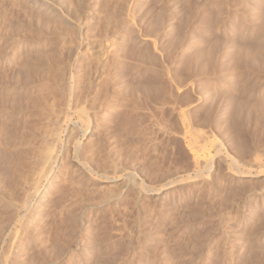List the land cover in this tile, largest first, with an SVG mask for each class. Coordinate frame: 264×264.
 Segmentation results:
<instances>
[{
  "label": "rangeland",
  "instance_id": "374dc122",
  "mask_svg": "<svg viewBox=\"0 0 264 264\" xmlns=\"http://www.w3.org/2000/svg\"><path fill=\"white\" fill-rule=\"evenodd\" d=\"M12 1L13 0L0 1V25L3 28L7 27L5 29L8 30V32H5L9 34L5 33L6 37L13 33L11 37H7L6 48H12L13 45H16L17 42L25 38L22 42L25 43V46L29 44L28 52L31 53L30 55L33 53L36 54L32 55V58L29 55L30 59H28L30 61L32 60V62H29L33 64L34 60H37L34 62V64H36L35 66L33 64V67H31L32 65L29 64V66L31 65L30 69L39 65L40 69L44 67V70L41 69V72H46V68H49V65H52V63H54V65L56 63L57 65L60 61L58 56L59 53L57 52L62 40L60 39V34L56 35V28L58 25L53 24L55 31L53 28H49L52 27L49 16H44L40 13L41 17H43L42 19H38V21L40 23L44 22L43 24L41 23L44 25L43 28L42 25L40 26V23L38 24L37 14L35 15L36 12L39 13L41 11L38 9L37 11L35 8L31 7L27 1L20 0L22 4H20V1L14 0L18 3ZM47 1L51 3L54 2L56 5L61 2L59 6L63 5L62 9H60L61 7L58 9L60 11L63 10L62 14L66 13L65 15L69 17L72 10L76 12L81 11V13L78 14L74 11L77 15L72 13L73 16L71 15L72 17L70 18H72L73 21H80V24L83 22L84 26L82 25V30L83 32L86 31L84 35L86 36L88 33L87 36L89 38L84 36L82 49L83 54H85L86 52L84 53V50L87 45H89V52L85 54V57L89 55L87 57L88 62H91V60L93 61V58H95L94 56H97L96 51L98 49L97 46L101 44L99 43L100 39H102V41L106 39L111 43L112 41L115 42L114 47L112 45L113 49L115 48L114 54H117V58L120 59L113 56L114 54L111 48L110 51L113 55L108 52L104 54V56H101L105 64L102 63L101 70L105 67V71L103 70V73L99 72L98 77L102 74L103 76H101L100 79L96 76V80L93 81L94 84L92 83L90 88L87 89L86 100H89L83 104L84 109H80L84 110L82 111L83 113L80 112V110L76 112V109L73 113L74 107L71 105V101L68 102L63 92L55 90L51 84L46 83V81L40 78L42 76L38 75L40 76L38 78L36 77L37 74H33L39 73L40 71L34 72V70L31 69L33 72L31 73L29 69L30 74L33 76L30 81H33V84L24 87L22 85L24 83L22 75H20V79L16 78V80L13 78L14 75H11L13 74L10 72L12 70H6L8 68L4 69L5 67H2L4 71L0 68V70L4 72V77H2L3 72L0 71V78L2 79L0 80V117L3 119H0V135H2L3 126L1 123L3 124V122H5L4 115L7 111H11L13 124L17 121V123H19H15L14 125L16 126H14V128H21L23 126L22 123L29 120V117H26V115L24 116L19 110L31 111L34 113V111L40 109L42 105L41 109H51V107H53L52 109L55 113H58V115L63 112L60 116H63L62 118L65 119H63V123H66L65 125L62 123L59 132V160L54 166L51 178L49 179L50 181L44 186L45 189H49L48 185L51 183V189H49V191H52H50L52 193L51 196L53 195L54 198L56 195L55 193L60 192L62 188L60 185L64 184L63 180L66 182L68 181V183L70 181L72 183L78 182H76L75 188L72 187L74 183H67L69 188H73V190L70 189L69 191L68 188L66 189V187H68L65 185L66 183L64 184L65 187H63L64 189L62 188L63 192L65 189L68 191H65L67 193L72 190L68 195L70 196V198L68 197L70 199H68V202L66 199L67 193H63L62 190V193L59 194H63L62 197L65 196L66 198H64L66 200L59 197V195H56L58 201L50 197L49 208L47 209L51 212L48 213V210L45 212V214L47 213V219L45 214H42L43 212L41 211L40 213L38 210L36 213L39 215L34 214V217L31 219V224L29 225L30 228H32L31 233L34 235L32 236L30 233V237H33L34 246H36L38 242L40 244L44 241L41 243L44 245L46 243V247L43 245H38L36 246L37 248L35 247V252L38 248L44 247L43 251L40 249L38 250V254L37 252L35 253L38 255L39 259H37L39 261L34 259L35 257L33 254V260L30 259L31 262L26 263L24 262L26 259H23L24 257H21L17 252L16 244H19V240L23 236L19 229L21 233L18 235L21 234L22 236L20 235V237H18L16 235L19 239L16 237L12 239L13 246L9 247V250L7 249L8 251L4 248L7 252L6 257L8 256V259L4 257L5 255L3 254L5 253L2 254L4 251L2 250L1 252L0 250V263L264 264V0H254V3L252 2L253 0H129L128 3L126 2L128 0H124L126 2H124L126 9H124L125 7L123 3H121L123 0H117V3L115 0H113L114 2L111 0V3H109V0H88V2L87 0H82V3L80 0H77L78 2L80 1L79 3L77 1L74 3L75 0H72V3L70 0H67V2L65 1L66 3H71L69 6H76L74 7L76 9H74L73 6L67 7L65 2V5L62 4V0H57L59 1L58 3L56 0ZM95 1L99 3L97 6L100 11L98 8L96 9ZM106 1L109 4H105ZM118 1L122 5L118 4ZM19 4L21 6L23 5V9H28V12L33 10V12H31L34 13L33 16L31 13L27 14V11L24 13V10L20 8L21 6ZM88 4L90 5L88 6ZM104 4L106 7L103 6ZM116 4L117 6L119 5V9L117 10L120 11V7L123 6V9L126 11L123 13V9L121 10L124 14L121 15L122 17L119 15V11L117 14L111 11L112 9L117 11L116 8L118 7ZM126 4L129 5L127 6ZM109 5H113V8ZM78 6L79 11L77 10ZM87 6L89 7V11L87 10ZM92 6L96 9V13L97 11H102L103 13L101 7H105V12L100 14H105L103 17H108L109 19L105 18L108 19L107 21L104 18L99 19V12L96 14ZM84 7H87L86 11ZM171 7L175 9V12L170 9ZM157 8L161 10L159 11ZM65 9H70V11ZM163 10L164 12H162ZM247 10H250V13H252L251 15H255V17L251 16ZM68 12L70 13L67 15ZM159 12H161V15ZM171 13L175 14V20ZM115 14L118 20L120 17L123 18L121 19L123 22L119 20L122 26L117 23V18L115 16L113 17ZM74 15L77 17H74ZM159 16H162L164 22L166 21L165 19H168L167 21L169 22L174 20L175 24L171 22L174 26H172L170 30L165 31V23ZM44 17L45 19L49 18L47 23ZM73 17L76 20H74ZM77 18L79 20H77ZM110 18H113L112 20H117V22L115 21L117 25L110 20ZM88 19L89 22H87ZM97 19L99 20L97 21ZM160 19L161 21H157ZM3 20L5 25L2 23ZM92 20L95 21L93 22ZM109 20L114 24H111ZM96 22H99V26H97L98 23ZM106 22L109 27L106 25ZM158 22H162V24ZM6 23L8 26H6ZM45 23L48 26L47 28L52 30L54 36L49 29L47 30V28H45ZM90 24H92V27ZM85 25L90 26L91 29ZM114 25H116V27ZM125 25L127 27H125ZM161 25L164 26L161 27ZM18 26L19 28L21 27L20 29L23 31L17 29ZM100 27L106 31L102 30ZM113 27H115V30ZM58 28L60 30L65 29L61 28V26H58ZM39 29L40 31H38ZM42 29H45L42 31L43 36L41 35L42 33H38L41 32ZM60 30L57 31L60 32ZM113 30L114 32H118L114 33L117 37L111 33ZM26 31H28V35ZM45 31H49V33ZM97 31L99 33H97ZM50 33L52 35L49 36ZM101 33L102 38L99 39ZM19 34H23L24 37ZM38 34L40 36H38ZM34 35H37V37ZM107 36L108 38L110 37V39H108ZM85 38L91 41L89 40L87 43ZM148 39L150 43L154 42L155 45L153 46L151 43L149 46V42L143 41ZM36 40L39 41L37 42ZM31 41H33L34 44ZM56 41L60 42L58 43L59 45H57ZM51 42H55L53 43L55 44L54 47ZM47 44L49 46L51 44L54 49L52 47L50 48ZM95 44L97 45L95 46ZM3 45L5 46V44ZM46 45L48 48H45ZM42 47L44 48L42 49ZM256 48H258V50L262 49V52L257 51ZM161 50L163 51L161 52ZM49 51L50 54H48ZM247 51H251L250 55L246 53ZM45 53L53 59H49ZM243 54L245 55L244 57ZM251 54L253 55L252 57ZM105 56H107L108 61L110 60L109 62L106 61ZM111 56L112 58H109ZM170 56L171 58H169ZM90 57L92 59H89ZM244 58L249 60L247 61L245 59L248 63L244 61ZM112 60L115 62L112 63ZM110 62L111 64H109ZM93 63L94 62L91 63V66H93ZM54 67L56 68V66ZM9 73H11V78ZM76 75L78 74H75V76ZM17 81L19 83H17ZM5 82H8L7 85H5ZM96 83L99 86H97ZM105 85L108 87H104ZM202 85L206 88L202 89L204 88ZM92 87L95 88L93 89ZM25 88L27 93L26 90H24ZM38 88L39 90H37ZM22 89L25 92H22ZM105 89L107 90L105 91ZM30 91L33 93H31L33 96L29 94ZM51 91H53V96ZM100 91H103V93ZM15 92L19 93L16 94ZM34 93H36L37 96L39 95V98L35 96ZM13 94H15L14 96L18 95L15 97L16 101L15 99L13 100ZM8 96L10 98L12 97V103L14 101L16 103L12 104ZM33 97L35 99H33ZM55 97H58L57 99L60 100L59 103ZM37 98L39 100L41 99V101L37 100ZM51 98H54V100ZM91 101L92 103H90ZM44 102L45 105H43ZM60 103L64 104V106L61 105L62 107H60ZM65 103L68 104L65 105ZM237 103L241 108L239 112L240 115L238 116L236 114L238 112L236 109L238 107L236 106ZM256 103H261L260 107L263 109L259 107L260 104L257 105ZM254 104L258 106L256 108H258L259 111L256 108L250 109ZM24 106L25 109L27 107H30V109L27 108V110H23ZM234 106H236V108ZM89 107L91 108L88 110ZM233 107L236 111H234L235 109H233ZM67 109L69 110L67 111ZM60 110L62 111L60 112ZM14 113L18 116L16 117ZM234 113L239 121L234 120ZM33 116L35 117L34 114ZM86 118H90L89 121ZM71 124H74L73 127ZM63 127L65 129H63ZM70 127L73 130L75 127V130H77L78 127L81 129L79 128L80 130L78 129L77 133L69 129ZM36 128L37 125L35 129ZM68 130L69 132L72 130L70 138L78 140L75 141V139H73L71 142L69 140L70 138H68L70 134ZM95 133H98L99 136L97 134V136H95ZM88 138L90 139L88 140ZM97 138L100 140L98 143L100 147L96 146L97 143L95 142ZM64 139H68L69 141L65 142ZM79 140L80 142H78ZM90 140H94V142H90ZM67 142H71L70 146H68L69 143ZM76 142L78 145H76ZM88 142L91 145L88 144ZM63 144L65 146H63ZM74 144L75 146L80 145V150L85 149L84 151L81 150L84 154L90 152V150L89 152L87 150L89 146V149L93 148L92 150L96 152L94 154L92 151L90 154L86 155L92 158L91 160H94L92 161L93 163L95 162L92 168L91 166L93 163L87 158V163H92H90L91 166H88L90 165L89 163L87 164V169L89 171L87 169L82 172L78 171L77 166L72 162L73 159L75 161V158H73L74 153H72L74 151L73 148H75ZM111 145H113L112 148ZM81 146L84 147L81 148ZM95 146L101 150H94V148H96ZM65 147L68 148L67 150L69 151L64 152L66 151ZM85 151H87V153ZM97 151L100 152L98 153L99 156H97ZM109 155L113 158L109 157ZM67 157H69L70 160L69 158L67 159ZM98 157L100 158L98 159ZM100 159H103L101 162H104V165L100 163V169H96L99 167L97 162H99ZM110 161L111 163L114 162V164L112 163V165ZM63 163H65V165ZM109 164L112 166L116 164V166L111 169L112 167ZM96 165L97 167L95 168ZM103 166L104 168H102ZM115 167H117L116 174V170H114ZM240 174L241 176H239ZM79 175H81V178ZM58 176L62 177L60 178ZM86 176L90 178L88 179ZM52 179L56 180L51 181ZM90 181H94L93 184ZM58 184L60 185L58 186ZM77 184L79 185L76 186ZM55 189H58L59 192H56ZM105 192L106 195H104ZM90 194H92L93 198L89 196ZM83 195L84 198L82 199ZM99 198L102 201L98 200ZM105 198H108V201L107 199L105 200ZM53 200L56 203L55 206H57L55 208ZM62 200L64 201L62 202ZM85 200L87 203H85ZM59 201H61V203H59ZM89 201L90 203L94 201V204L100 202L98 205L97 203L95 204L98 206L96 207L93 203V205H89ZM80 202L82 204L84 203L82 206H87L81 207V205H78L81 204ZM50 206H53L51 210ZM59 207L60 210L57 209ZM69 207L72 208L69 209ZM80 207L83 208V210L85 207L87 208L85 209L86 211L84 210L85 213ZM54 209H56L55 212ZM68 209L72 211L68 213ZM66 217L68 220H65ZM33 218L36 219L34 220ZM44 218L46 220H43ZM39 219L41 220L40 222ZM37 227H40L42 230H39V228L37 229ZM15 228L13 227V231H11L15 232ZM18 228L19 226L16 229ZM35 230H39V232ZM240 231L243 233L242 235H240ZM249 232L251 235L247 236ZM42 233L47 235H43ZM36 236L39 239H34ZM46 238L48 239L45 240ZM68 243L70 246H68ZM66 245L68 246L67 248H65ZM14 247H16L15 250ZM62 248H65V250ZM40 252H42V256H40ZM47 252H50V255ZM62 252L63 255H61ZM17 254L18 256H16ZM1 255L5 259H1ZM12 257L18 262L16 260L11 262L10 260H13L11 259ZM4 260H8V262L6 263ZM21 260H24L23 263Z\"/></svg>",
  "mask_w": 264,
  "mask_h": 264
},
{
  "label": "bare ground",
  "instance_id": "6f19581e",
  "mask_svg": "<svg viewBox=\"0 0 264 264\" xmlns=\"http://www.w3.org/2000/svg\"><path fill=\"white\" fill-rule=\"evenodd\" d=\"M1 1V0H0ZM14 1V0H13ZM12 1V2H13ZM16 1H20V0H16ZM16 1H14V3L16 2ZM22 1H27V3H29L30 5H31V7H33V8H35L36 10L38 9L39 11H41V12H36L35 13V15L37 14V16H38V18H37V21H38V19H42V17H41V15H40V13L41 14H43L44 16H46V15H48L49 16V18H50V21H51V26L52 27H49V28H53V24H57L58 26H61V28H65V29H62V30H60L59 28H58V26L57 25H55V26H57V30H60V32L59 31H57L56 30V35H59L60 36V39L62 40V43L59 45L58 43H60V42H57L56 41V43H57V45H59L60 46V48H59V50L58 49H55V50H58V52L57 53H59V58H60V61H59V63L56 65V63H55V65H54V63H52V65H49L48 67L49 68H46V72H41V69H43L44 67H42L41 69H40V67H39V65H37V67H35V68H31V69H33L34 70V72H38V71H40L41 73H42V75H41V73L39 72V73H33L32 71H31V69H30V66L31 67H33V64H34V62H36L37 60H34V62H33V64H31L30 62H32V60L30 61L29 59V55L31 54V53H29L28 52V47H29V44H27L26 46H25V43H23L22 41L25 39H23L22 41H20V42H15L16 43V45H13V47L12 48H6V45H7V37L9 36V37H11V35L13 34H11V35H8L7 37H6V34H9V33H7L8 32V30H6L5 28H7V27H5V28H3V27H1V25H0V41H1V43H0V68H2V67H5L4 69H6V68H8V69H6V70H12V71H10V72H12L13 74H11V73H9V76H10V78L13 76V78L14 79H20L21 77H20V75H22V77H23V79H24V83L22 84L24 87L26 86V87H28L29 86V84H33V81L31 82L30 80H31V77H33L31 74H30V71H31V73H33V74H37V76L36 77H40V76H42V77H40V78H42L44 81H46V83H49V84H51L52 86H53V88H55V90H59L60 92H63L64 94H65V96L67 97V99H68V102L69 101H71V105L74 107V111H73V113L75 112V109H76V112H78L80 109H84V106H83V104L84 103H86V101L87 100H89V99H87L86 100V98H87V89L88 88H90V85L93 83L94 84V80H96V76L98 77V73L99 72H102L103 70H104V68L105 67H103V70H101V67H102V63L104 64V62L102 61V58H101V56H104V54H106V53H108V52H110L111 53V51H112V53L114 54V49H113V47H114V43L115 42H113L112 41V43L111 42H108L106 39H103L104 41H102V39H100V38H102V33L100 34L101 35V37H99V43H101V44H99L98 46H97V48H95V49H97V51H96V53H97V56H94L95 58H93L94 60L92 61L91 60V62L89 61L88 62V59H87V57L89 56H87V57H85V54L87 53V52H89V49H88V46L89 45H87V47L85 48V50H84V53L85 54H83V43H84V33L86 32L85 31V29H84V31L85 32H83V30H82V25H83V22H81L82 24H80V21L78 22V21H73L72 20V18H70V17H72L73 15H72V13H75L73 10H72V13H70V12H68L67 13V15L70 13L71 15H70V17L69 16H66L65 14V11H64V13L65 14H62V11H60L58 8H60V9H62V6L60 5L59 6V4H61V2L60 3H58L59 1H57V5L56 4H54V2L53 3H51V2H49V1H47V0H22ZM61 1V0H60ZM67 2V0H62V4H64V2ZM71 1V3H72V0H70ZM74 1V0H73ZM76 1L77 0H75L74 1V3H76ZM81 1V3H82V0H80ZM79 1V2H80ZM90 1V0H89ZM94 1V0H93ZM96 1H98V0H96ZM95 1V4H96V9L98 8V10L100 11V9H99V7L97 6L99 3H97ZM108 1V0H107ZM105 2V4L107 3V4H109V3H111V0H109L110 2L108 3V2ZM113 1V0H112ZM116 1V3H117V0H115ZM126 1V0H125ZM124 0H123V2H121V3H123V5H124V9H126V6H125V4H124V2H125ZM160 1V0H159ZM258 1V0H257ZM262 1V0H261ZM18 2H16V3H18ZM21 2V1H20ZM65 2V4H67V7H72V6H69V5H71V3H66ZM69 2V1H68ZM78 2V1H77ZM78 2V3H79ZM84 2H86V1H84ZM83 2V3H84ZM87 2H88V0H87ZM104 2V1H103ZM114 2V1H113ZM127 3L129 2V0L128 1H126ZM125 2V3H126ZM131 2V1H130ZM174 2V1H173ZM253 3H254V0L252 1ZM90 3V2H89ZM93 3V2H92ZM135 3V2H134ZM169 3V2H168ZM20 4H22V2L20 3ZM19 4V5H20ZM23 4L25 5V3L23 2ZM64 4V5H65ZM103 5V6H105L106 7V5ZM118 4H120L119 3V1H118ZM136 4V3H135ZM12 5H13V3H12ZM15 5V4H14ZM30 5H28V6H30ZM77 5V4H76ZM78 5H80V4H78ZM86 5H87V3H86ZM85 5V6H86ZM90 4H88V6H89ZM111 5V4H110ZM109 5V6H110ZM120 5H122V4H120ZM127 5V4H126ZM129 5V4H128ZM127 5V6H128ZM170 5V4H169ZM176 5V4H175ZM175 5H173V6H175ZM21 6V5H20ZM20 6H17V7H20ZM81 6H82V4H81ZM87 6V7H88ZM116 6H117V4H116ZM119 6V5H118ZM117 6V7H118ZM155 6V5H154ZM179 6V5H178ZM251 6V5H250ZM249 6V7H250ZM253 6H254V4H253ZM23 7V5L20 7V8H22ZM74 7H76V6H73V8ZM87 7L85 8L84 7V9H85V11H86V9H87ZM101 7V6H100ZM105 7H101L102 9H103V13L105 12ZM110 7H112L113 8V5L112 6H110ZM156 7V6H155ZM27 8V7H26ZM29 8V7H28ZM64 8V7H63ZM72 8V9H73ZM81 8H83V7H81ZM91 8V7H90ZM92 8H94L93 6H92ZM111 8V9H112ZM116 8V7H115ZM187 8H189V7H187ZM253 8V7H252ZM10 9V8H9ZM23 9V8H22ZM34 9V10H35ZM74 9H76V8H74ZM79 9V6H78V8H77V10ZM95 9V8H94ZM96 9H95V13H96ZM101 9V10H102ZM107 9V8H106ZM111 9H109V10H111ZM117 9H119V7L118 8H116V10ZM123 9V6L122 7H120V11L119 10H117V11H115V9L113 10H111V11H114V12H116V14H117V12L119 11V15L121 16V15H124L123 13H124V9H123V13L121 12V10ZM158 9V8H157ZM163 9V8H162ZM171 10H173L174 12H175V9H173L172 7L170 8ZM247 9H248V7H247ZM250 10H252L251 8H249ZM24 10V13H26L25 11H27V10H25V8L23 9ZM29 10H31V9H29ZM37 10V11H38ZM65 10H67V11H70V9H65ZM82 10V9H81ZM88 11H89V7H88V9H87ZM93 10V9H92ZM159 10V9H158ZM161 10V9H160ZM159 10V11H160ZM191 10V9H190ZM250 10H247L248 12H249V14L251 15L252 13H250ZM22 11V10H21ZM79 11V10H78ZM99 11H97V13L96 14H98V12ZM196 11V10H195ZM31 12H33V10L32 11H30V12H28L27 11V14H29V13H31ZM83 12H84V10H83ZM120 12H121V14H120ZM126 12V11H125ZM162 12H164V10L162 11ZM171 12V11H170ZM179 12H181V11H179ZM23 13V14H24ZM77 14L78 13H81V11H79V12H76ZM75 13V15H77ZM93 13V12H92ZM100 13H102V11L101 12H99V15H98V18L100 19H102V18H104L103 16H105V14L104 15H101ZM102 13V14H103ZM111 13V12H110ZM161 12H159V14H160ZM166 13V12H165ZM168 13H169V10H168ZM167 13V14H168ZM186 13V12H185ZM196 13V12H195ZM5 14V13H4ZM26 14V15H27ZM32 14V16H33V14L34 13H31ZM112 14V13H111ZM114 14V13H113ZM113 15V17L115 16L116 18H117V15ZM153 14V13H152ZM162 14H164V13H162ZM170 14V13H169ZM171 14H173V13H171ZM183 14V13H182ZM248 14V13H247ZM15 15V14H14ZM34 15V16H35ZM40 15V16H39ZM65 15V16H64ZM74 15V17H77V16H75ZM81 15V14H80ZM79 15V16H80ZM108 15V14H107ZM118 15V16H119ZM161 15V14H160ZM175 14H173V19H174V16ZM188 15V14H187ZM249 15V16H250ZM16 16V15H15ZM28 16V15H27ZM95 16V15H94ZM102 16V17H101ZM119 16V17H120ZM125 16H126V14H125ZM172 16V15H171ZM170 16V17H171ZM186 16V15H185ZM248 16V17H249ZM251 16H254L255 17V15H251ZM73 17V18H74ZM81 17V16H80ZM88 17L90 18V16L88 15ZM87 17V18H88ZM109 17H110V15H109ZM122 17V16H121ZM120 17V21H122L121 19H123V18H121ZM124 17V16H123ZM162 18V16H159V18ZM164 17V16H163ZM191 17V16H190ZM247 17V18H248ZM253 17V18H254ZM1 18H2V16H1ZM5 18V17H4ZM23 18V17H22ZM21 18V19H22ZM29 18V17H28ZM36 18V17H35ZM47 18V17H46ZM49 18H47V19H45V17H44V19L46 20V23H47V20L49 19ZM79 18V17H78ZM77 18V20H79ZM96 18H97V15H96ZM105 18H108V17H105ZM104 18V19H105ZM125 18V17H124ZM165 18V17H164ZM167 18V17H166ZM33 19V18H32ZM43 19V20H44ZM72 21H71V20ZM99 19H97V21L99 20ZM109 19V18H108ZM108 19H105L106 21L108 20ZM113 18H110V20H112ZM115 19V18H114ZM252 19V18H251ZM251 19H250V21H251ZM5 20V19H4ZM4 20H3V22L2 23H4V25H5V22H4ZM8 20V19H7ZM44 20V21H45ZM74 20H76L75 18H74ZM83 20V19H82ZM85 20H86V17H85ZM109 20V22H111ZM117 20H118V18H117ZM117 20H112L115 24H116V22H117ZM119 20H118V22L117 23H119ZM162 20H163V18H162ZM166 21L164 22V20H163V22L165 23H163L164 25H165V31H168V30H170L171 28H172V26H174V25H172L171 24V22H174V20H171L170 22L169 21H167L168 19H165ZM249 20V19H248ZM9 21V20H8ZM36 21V22H37ZM41 21V20H40ZM93 21V20H92ZM95 21V20H94ZM93 21V22H94ZM102 21V20H101ZM100 21V22H101ZM116 21V22H115ZM157 21H161V19L160 20H157ZM243 21V20H242ZM247 21V20H246ZM250 21H247V22H250ZM253 21V20H252ZM87 22H89V19H88V21ZM102 22H104V21H102ZM113 22H111V24L113 23ZM123 22V21H122ZM126 22V21H125ZM167 22V23H166ZM245 22V21H244ZM8 23V22H7ZM6 23V24H7ZM27 23H28V21H27ZM40 22L38 21V24H39ZM42 23V22H41ZM40 23V26L44 23H42L41 24ZM45 23V24H46ZM96 23H98V25L97 26H99V22H96ZM113 23V24H114ZM131 23V22H130ZM141 23V22H140ZM157 23V22H156ZM158 23H160V24H162V22H158ZM0 24H1V22H0ZM17 24V23H16ZM105 24V23H104ZM103 24V25H104ZM119 24H121V22L119 23ZM174 24H175V22H174ZM185 24V23H184ZM244 24V23H243ZM3 25V24H2ZM91 25V27H92V24H90ZM106 25H107V22H106ZM105 25V26H106ZM117 25V24H116ZM116 25H114L115 27H116ZM158 25V24H157ZM163 25V26H164ZM6 26H8V24L6 25ZM43 26V28H44V25H42ZM46 27L45 28H47L48 26H47V24L45 25ZM50 26V25H49ZM84 26V25H83ZM86 26V25H85ZM88 26V25H87ZM86 26V27H87ZM95 26V25H94ZM108 26V25H107ZM112 26V25H111ZM120 26V25H119ZM121 26H122V24H121ZM121 26H120V28H121ZM156 26V25H155ZM160 26V25H159ZM162 25H161V27H163ZM15 27V26H14ZM32 27V26H31ZM38 27V26H37ZM88 27H90V26H88ZM91 27H90V29H91ZM109 27V26H108ZM108 27H107V29H108ZM115 27H113L114 28V30H115ZM125 27H127L126 25H125ZM143 27V26H142ZM150 27V26H149ZM157 27V26H156ZM16 28V27H15ZM21 28V27H20ZM19 28V26H18V28L17 29H19L20 31H23V30H21ZM49 28H47V30L49 29ZM101 28V27H100ZM103 28H105V27H103ZM112 28V29H113ZM160 28V27H159ZM178 28V27H177ZM9 29V28H8ZM16 29V30H17ZM40 29H41V27H40ZM40 29L38 30V31H40ZM87 30H89L88 28H86ZM97 29V28H96ZM95 29V30H96ZM102 29V28H101ZM124 29V28H123ZM161 29V28H160ZM163 29V28H162ZM26 30V29H25ZM43 30H45V29H42L41 30V32H38V31H36V32H38V33H42L41 35L43 36ZM50 30V29H49ZM53 30H54V28H53ZM65 30V31H64ZM102 30H104V31H106L105 29H102ZM109 30V29H108ZM114 30H113V32H111V33H118V32H114ZM156 30H158V29H156ZM164 30V29H163ZM5 31H7V32H5ZM55 31V30H54ZM62 31V32H61ZM93 31H94V29H93ZM103 31V32H104ZM125 31V30H124ZM11 32V31H10ZM28 31H26V33H27ZM45 32H48L49 33V31H45ZM44 32V33H45ZM50 32L53 34V32H52V30H50ZM57 32H59V33H57ZM89 32V31H88ZM102 32V31H101ZM6 33V34H5ZM32 33V32H31ZM33 33H34V31H33ZM49 34V36L50 35H52V34ZM97 33H99L98 31H97ZM159 33V32H158ZM165 33V32H164ZM167 33V32H166ZM30 34V33H29ZM45 34H47V33H45ZM44 34V35H45ZM113 34H112V36H113ZM168 34H169V32H168ZM19 35H21V34H19ZM24 35H25V33H24ZM24 35L22 34L21 36H23L24 37ZM27 35H28V33H27ZM26 35V36H27ZM55 35V36H56ZM87 35H88V33H87ZM85 36V37H88V36ZM92 35V34H91ZM99 35V34H98ZM105 35V34H104ZM103 35V36H104ZM109 35V34H108ZM115 35V34H114ZM154 35V34H153ZM25 36V37H26ZM32 36V35H31ZM34 36H36L37 37V35H34ZM38 36H40L39 34H38ZM41 36V37H42ZM53 36H54V34H53ZM110 36V35H109ZM116 36V35H115ZM145 36V35H144ZM8 37V38H9ZM30 37V36H29ZM58 37V36H57ZM92 37V36H91ZM111 37V36H110ZM110 37L108 38V36H107V38L108 39H110ZM117 37V36H116ZM143 37V36H142ZM21 38V37H20ZM34 38V37H33ZM45 38V37H44ZM52 38V37H51ZM56 38V37H55ZM89 38V37H88ZM104 38H105V36H104ZM112 38V37H111ZM41 39V38H40ZM58 39V38H57ZM86 39V38H85ZM147 39V38H146ZM155 39V38H154ZM46 40V39H45ZM49 40V39H48ZM59 40V39H58ZM87 40V39H86ZM85 40V41H86ZM90 40V39H89ZM89 40H87V43H88V41ZM106 40V41H105ZM141 40V39H140ZM37 41V40H36ZM39 41V40H38ZM37 41V42H38ZM55 41V40H54ZM60 41V40H59ZM91 41V40H90ZM102 41V42H101ZM116 41V40H115ZM144 42H149V46H150V44L152 43V45L154 46L155 44H154V42H151L150 43V40L148 39V40H143ZM31 42H33V41H31ZM106 42V43H105ZM162 42V41H161ZM14 43V42H13ZM50 43V42H49ZM52 43V42H51ZM53 43H55V42H53ZM52 43V44H53ZM91 43V42H90ZM3 44H5V46L3 45ZM33 44H34V42H33ZM45 45V44H44ZM48 45V44H47ZM46 45V47L45 48H48V46ZM54 45L55 44H53L52 46L54 47ZM63 45H64V47H63ZM92 45V44H91ZM97 44H95V46H96ZM112 45H113V47H112ZM51 46V44H50V48L52 47ZM94 46V45H93ZM164 46H166V45H164ZM228 46V45H227ZM52 47V48H53ZM58 47V46H57ZM152 47V46H151ZM167 47V46H166ZM256 47V46H255ZM44 47H42V49H43ZM56 48V47H55ZM112 50H111V49ZM262 48V47H261ZM31 49V48H30ZM39 49V48H38ZM54 49V48H53ZM213 49V48H212ZM225 49V48H224ZM260 49V48H259ZM47 50V49H46ZM111 50V51H110ZM250 50V49H249ZM256 50L257 51H261V50H258V48H256ZM163 50H161V52H162ZM246 51V50H245ZM52 52V51H51ZM56 52V51H55ZM91 52V51H90ZM144 52V51H143ZM262 52V51H261ZM37 53V52H36ZM111 53V55H113ZM119 53V52H118ZM165 53V52H164ZM206 53H208V52H206ZM246 53H249V55H250V53H251V51L250 52H246ZM245 53V54H246ZM48 54H50V51L48 52ZM51 54H53V53H51ZM55 54V53H54ZM92 54V53H91ZM253 54V53H252ZM251 54V57L253 56ZM32 55H36L35 53H33ZM32 55H30V57L32 56ZM45 55H47L46 53H45ZM56 55V54H55ZM96 55V54H95ZM117 55V54H116ZM115 54L113 55V56H116ZM168 55H170V54H168ZM247 55V54H246ZM48 56V55H47ZM46 56V57H47ZM53 56V55H52ZM109 56V55H108ZM245 55L243 54V57H244ZM49 57V59L51 58L50 56H48ZM106 57V61H108L107 59V56H105ZM249 57V56H248ZM263 57V56H262ZM29 58V59H28ZM32 58V57H31ZM109 58H112V56L111 57H109ZM114 58V57H113ZM116 58H117V56H116ZM168 58V57H167ZM169 58H171V56L169 57ZM241 58V57H240ZM247 58V57H246ZM246 58H244V61L246 62V60L247 61H249L248 59H246ZM254 58V57H253ZM51 59H53V58H51ZM89 59H92L91 57L89 58ZM115 59V58H114ZM117 59H120V58H117ZM243 59V58H242ZM246 59V60H245ZM250 59H252V58H250ZM122 60V59H121ZM125 60V59H124ZM262 60V59H261ZM30 61V62H29ZM110 61V60H109ZM108 61V62H109ZM115 61H116V59H115ZM114 61V62H115ZM92 62H94L93 63V66H91V63ZM112 63H114L113 62V60L111 61ZM111 62L109 63V64H111ZM252 62H253V60H252ZM255 62V61H254ZM135 63V62H134ZM246 63H248V62H246ZM245 63V64H246ZM257 63H258V61H257ZM256 63V64H257ZM261 63V62H260ZM29 64H31L30 66H29ZM250 64V63H249ZM255 64V65H256ZM36 64H34V66H35ZM48 65V64H47ZM56 66V68L54 67V66ZM105 65V64H104ZM107 65V64H106ZM209 65V64H208ZM247 65V64H246ZM245 65V66H246ZM250 66V65H249ZM140 67V66H139ZM107 68V67H106ZM115 68V67H114ZM113 68V69H114ZM3 69V68H2ZM3 69V70H4ZM29 69H30V71H29ZM138 69V68H137ZM44 70V69H43ZM101 70V71H100ZM109 70V69H108ZM0 71H2V70H0ZM5 71V70H4ZM105 71V70H104ZM103 71V72H104ZM200 71H202V70H200ZM205 71V70H204ZM3 72V71H2ZM9 72V71H8ZM102 72V73H103ZM1 73V72H0ZM102 73H100V74H102ZM159 73V72H158ZM12 76H11V75ZM43 74H44V77H43ZM75 74H78V75H76L75 76ZM203 74V73H202ZM205 74V73H204ZM208 74H209V72H208ZM34 75V76H35ZM38 75H40V76H38ZM197 75H198V73H197ZM100 76V75H99ZM101 76H103V74L101 75ZM101 76L100 77H98L99 79L101 78ZM199 76H200V74H199ZM198 76V77H199ZM0 77H1V74H0ZM2 77H4V72H3V76ZM20 77V78H19ZM111 78H112V76H111ZM6 79V78H5ZM8 79V78H7ZM16 79V80H17ZM98 79V80H99ZM200 79V78H199ZM210 79V78H209ZM0 80H2L1 78H0ZM12 80V79H11ZM10 80V81H11ZM97 80V81H98ZM206 80H207V78H206ZM6 81H8V80H6ZM13 81V80H12ZM37 81V80H36ZM195 81V80H194ZM1 82V81H0ZM3 82V81H2ZM31 82V83H30ZM102 82V81H101ZM115 82V81H114ZM8 83V82H7ZM7 83L5 82V85H7ZM10 83V82H9ZM17 83H19L18 81H17ZM98 83V82H97ZM97 83H96V85H97ZM107 83H109V82H107ZM111 83V82H110ZM13 84V83H12ZM21 84V83H20ZM3 85V84H2ZM10 85V84H9ZM18 85V84H17ZM35 85V84H34ZM96 85H94V86H96ZM103 85H104V83H103ZM102 85V86H103ZM108 85V84H107ZM107 85H105L104 87H108ZM113 85V84H112ZM4 86V85H3ZM20 86V85H19ZM40 86V85H39ZM97 86H99V85H97ZM202 86H204V85H202ZM202 86H201V88H202ZM13 87H14V85H13ZM18 87V86H17ZM21 87V86H20ZM46 87V86H45ZM199 87V86H198ZM8 88V87H7ZM10 88H12V87H10ZM22 88V87H21ZM20 88V89H21ZM40 88V87H39ZM39 88L37 89V90H39ZM93 88V87H92ZM95 88V87H94ZM93 88V89H94ZM96 88H98V87H96ZM101 88H103V87H101ZM206 87L204 86V88H202V89H205ZM13 90H14V88H13ZM23 90V89H22ZM24 90H26V88L24 89ZM22 91V92H25V91ZM46 90V89H45ZM101 90V89H100ZM107 89H105V91H106ZM19 91V90H18ZM91 91H93V90H91ZM98 91H99V89H98ZM104 91V92H105ZM35 92V91H34ZM44 92H46V91H44ZM49 92H50V90H49ZM48 92V93H49ZM100 92H102L103 93V91H100ZM1 93H2V91H1ZM16 93V92H15ZM17 93H19V92H17ZM16 93V94H17ZM26 93H27V90H26ZM32 92L30 91V93L29 94H31ZM40 93V92H39ZM38 93V94H39ZM53 93V91H51V94ZM112 93V92H111ZM20 94H22V93H20ZM20 94H19V96H20ZM33 94V93H32ZM31 94V95H32ZM47 94V93H46ZM57 94V93H56ZM56 94H54V95H56ZM96 94V93H95ZM15 94H13V100L15 99V97H17V96H14ZM23 95H25V94H23ZM34 95L35 96H37L36 95V93H34ZM12 96V95H11ZM29 96V95H28ZM33 96V95H32ZM52 96H53V94H52ZM57 96V95H56ZM59 96H61V95H59ZM58 96V97H59ZM106 96V95H105ZM9 97V96H8ZM27 97V96H26ZM31 97V96H30ZM38 98H39V95L37 96ZM42 97V96H41ZM40 97V98H41ZM51 97V96H50ZM57 97V98H58ZM63 97V96H62ZM89 97V96H88ZM95 97V96H94ZM111 97V96H110ZM6 98V97H5ZM10 98V97H9ZM12 98V97H11ZM11 98L9 99L10 101H11V103H12V101L13 100H11ZM25 98V97H24ZM37 98V100H39ZM56 98V97H55ZM56 98V99H57ZM60 98V97H59ZM33 99H35L34 97H33ZM43 99V98H42ZM52 99V98H51ZM227 99V98H226ZM37 100H35V101H37ZM44 100V99H43ZM52 100H54V98L52 99ZM51 100V101H52ZM58 100V99H57ZM91 100V99H90ZM7 101V100H6ZM15 101H16V99H15ZM13 102L12 104H14V103H16V102ZM19 101V100H18ZM17 101V102H18ZM39 101H41V99L39 100ZM229 101V100H228ZM235 101V100H234ZM3 102V101H2ZM7 102H9V101H7ZM43 102V101H42ZM45 102H46V100H45ZM45 102H44V104L43 105H45ZM50 102V101H49ZM54 102V101H53ZM60 102V100H58V103ZM62 102V101H61ZM95 102V101H94ZM131 102V101H130ZM233 102V101H232ZM236 102V101H235ZM241 102V101H240ZM20 103V102H19ZM57 103V104H58ZM90 103H92V101L90 102ZM243 103V102H242ZM255 103V102H254ZM54 104V103H53ZM68 103H65V105H67ZM229 104V103H228ZM233 104V103H232ZM236 104V103H235ZM239 104H241V103H239ZM257 104V103H256ZM256 104H254L253 106H251V108L250 109H254V108H256V107H258L257 105L258 104H260L259 105V107L261 106V103H258L257 105ZM9 105V104H8ZM36 105H37V103H36ZM64 106V104H62V103H60V107H62V106ZM104 105V104H103ZM231 105V104H230ZM234 105V104H233ZM233 105H231V106H233ZM242 105V104H241ZM13 106V105H12ZM26 106V105H25ZM25 106L23 107V110L25 109ZM29 106V105H28ZM94 106V105H93ZM236 106H238L237 108H236ZM236 106H234L236 109H237V116L238 115H240V110H241V108H240V106L238 105V103H237V105ZM6 107V106H5ZM41 107H42V105H41ZM41 107H40V109H36L35 111H34V113L33 112H31V111H22V110H19V112H22V114L25 116L26 115V117H29V120H25L26 122L25 123H22V127L21 128H19V127H17V128H14V126H16V125H14L15 123H17V122H15L14 124H13V119H11L12 117H11V111H7L6 113H5V115H4V119H5V122H3V124L1 123V125H3L2 126V135H0V250H1V252H2V250L4 251V252H2V254L3 253H5V254H3V255H5L4 257L6 258V259H8L7 257H6V251H8L9 249V247H11V246H13L12 245V243H13V240L12 239H14L15 237H16V235L18 236V237H20V235L21 234H23V236H22V238H20V240H19V244H16L17 245V252L19 253V255L21 256V257H24L23 259H26V261H24V262H31L30 261V259L31 260H33L32 259V257H33V254H34V259H39V257H38V250H44V247H41L40 249L38 248L37 250H36V252H37V254H35L36 252H35V247L36 246H38V245H43V246H45L46 245V243H45V245L44 244H41V243H43L44 241L43 240H41V241H43V242H41L40 244H39V242H38V244L36 245V246H34L35 245V243H34V240H33V237L31 238L30 237V235L32 234V236L34 235L33 233H31L32 232V228H30V225L29 224H31V219H32V217H34V214L36 215V214H38V213H36V211L38 210L39 212L41 211V212H43L42 214H45V212L48 210V213H50L51 211H49V209H47V208H49V203H50V197H52V199H55L56 201H58V199H56V195H59V197H62V195L61 194H59V193H62L63 192V190H62V188L63 187H65V185L66 186H68V187H66V189L68 188V191L70 190V189H72L73 190V188H69V183H71V184H73L74 183V185L72 186V187H74L75 186V184H76V182H69L68 183V181L66 182L65 180H63V182H64V184L61 186L60 184H58V186L60 185V187H62L61 188V190H62V192H61V190H60V192L58 191V189H55L56 190V192H59V193H55L54 194V192H53V194L55 195V197L53 198V195L51 196V192L49 191V189H51L50 188V186H51V183H50V185H48V188L49 189H45V186L44 185H46V183L48 182V181H50L49 179L51 178V173H52V171L54 170V166H55V164L57 163V161L59 160V150H58V147L60 146H58V143L60 142L59 141V132H60V127H61V125H62V123H63V119L64 118H62L61 116H60V114L62 113L63 114V112H61L62 110H60V112L61 113H59V115H58V113H55V111L52 109L53 107H51V109H41ZM88 107V106H87ZM92 107V106H91ZM91 107H89L88 108V110L91 108ZM104 107V106H103ZM233 107V109H235ZM242 107V106H241ZM28 108V107H27ZM27 108L25 109V110H27ZM39 108V107H38ZM93 108V107H92ZM239 108V109H238ZM261 108V107H260ZM259 108V109H260ZM263 108H264V106H263ZM263 108H261V109H263ZM28 109H30V107L28 108ZM66 109V108H65ZM78 109V110H77ZM97 109V108H96ZM95 109V110H96ZM124 109V108H123ZM236 109L234 110V111H236ZM257 110H258V108H256ZM6 110V109H5ZM69 109H67V111H68ZM108 110V109H107ZM17 111V110H16ZM66 111V110H65ZM82 111H84V110H80V112H82ZM233 111V112H234ZM259 111V110H258ZM264 111V110H263ZM59 112V111H58ZM71 112V111H70ZM79 112V113H80ZM256 112V111H255ZM2 113V112H1ZM16 113V112H15ZM15 113H14V115H15ZM31 113H33L34 115H35V117L33 116V114H31ZM83 113V112H82ZM86 113V112H85ZM84 113V114H85ZM234 113V120L235 121H239L238 120V117L236 116V114ZM17 114H18V112H17ZM81 114V113H80ZM16 117L18 116V115H15ZM83 116V115H82ZM15 117V118H16ZM20 117V116H19ZM34 117V118H33ZM68 117H69V115H68ZM67 118V117H66ZM79 118V117H78ZM81 118V117H80ZM83 118V117H82ZM240 118V117H239ZM0 119L1 120H3L1 117H0ZM32 119V120H31ZM75 119V118H74ZM84 119V118H83ZM87 119V118H86ZM85 119V120H86ZM90 119V118H89ZM89 119H87L88 121H89ZM237 119V120H236ZM65 120V119H64ZM233 120V121H234ZM81 121V120H80ZM87 121V122H88ZM124 121V120H123ZM234 121V122H235ZM2 122V121H1ZM66 123V122H65ZM65 123H63V125H65ZM81 123V122H80ZM90 123V122H89ZM88 123V124H89ZM17 124H19V123H17ZM235 124H236V122H235ZM35 125V126H34ZM36 125H37V128L35 129V127H36ZM66 125H68V124H66ZM74 125V124H73ZM73 125L71 124V126L73 127ZM76 125V124H75ZM96 125V124H95ZM39 126V127H38ZM124 126V125H123ZM125 127V126H124ZM80 127H78V129H79ZM63 129H65L64 127H63ZM69 129H72L71 127L69 128ZM75 129H76V127H75ZM73 130V131H75V132H77V130ZM81 129V128H80ZM79 129V130H80ZM89 129V128H88ZM61 130H62V128H61ZM71 130V131H72ZM66 131V130H65ZM64 131V132H65ZM71 131L69 132V130H68V132L70 133H67V134H69V137L68 138H70L71 137ZM82 131V130H81ZM67 132V131H66ZM95 132V131H94ZM99 132V131H98ZM129 132V131H128ZM239 132V131H238ZM62 133V132H61ZM78 133V132H77ZM82 133V132H81ZM84 133V132H83ZM113 133V132H112ZM116 133V132H115ZM120 133V132H119ZM118 133V134H119ZM0 134H1V132H0ZM85 134V133H84ZM92 134V133H91ZM98 135V133H95V136H97ZM121 134V133H120ZM72 135H73V133H72ZM79 135V134H78ZM82 135V134H81ZM66 136V135H65ZM68 136V135H67ZM94 136V137H95ZM99 136V135H98ZM128 136V135H127ZM64 137V136H63ZM63 137H62V139H63ZM74 137V136H73ZM80 137V136H79ZM93 137V136H92ZM78 138V137H77ZM91 138V137H90ZM90 138H88V140L90 139ZM96 138V137H95ZM100 138V137H99ZM122 138V137H121ZM73 139H75V138H70L69 140L72 142V140ZM93 139V138H92ZM126 139V138H125ZM125 139H123V140H125ZM65 140V142L66 141H69L68 139L66 140V139H64ZM76 140H78V139H75V141ZM84 140V139H83ZM98 142H97V141ZM95 141V143H97L96 144V146H99L98 145V143H99V141L100 140H98V138L96 139ZM74 141V142H75ZM94 142V140H90V142ZM70 142V143H71ZM78 142H80V140L78 141ZM109 142H110V140H109ZM128 142V141H127ZM130 142H132V141H130ZM67 143H69V142H67ZM70 143L68 144V146H70ZM77 143V142H76ZM75 143V144H76ZM124 143V142H123ZM60 144V143H59ZM62 144V143H61ZM75 144H74V147L75 148H73L74 149V151L72 152V153H74V157L73 158H75V161H74V159H73V161L72 162H74L75 163V165L77 166V170L78 171H84V170H86L87 169V164L89 163H91L92 161H94V160H91L92 158H89V157H87L86 155L87 154H90V152H92L93 150V148L92 149H89L90 148V146H89V148L87 149L88 150V152H89V150H90V152L89 153H87V151H85L87 154H84V152H82V151H84L85 149H81L80 150V145L79 146H75ZM80 144V143H79ZM88 144H90L89 142H88ZM87 144V145H88ZM108 144V143H107ZM76 145H78V143L76 144ZM83 145V144H82ZM91 145V144H90ZM103 145V144H102ZM115 145H117V144H115ZM63 146H65L64 144H63ZM67 146V147H68ZM95 146V147H96ZM112 146L113 145H111V148H112ZM121 146V145H120ZM62 147V146H61ZM84 146H81V148H83ZM91 147H93V146H91ZM100 147V146H99ZM123 147V146H122ZM66 148V147H65ZM69 148V147H68ZM68 148H66V151H64V152H67V151H69V150H67ZM86 148V147H85ZM121 148V147H120ZM127 148V147H126ZM62 149V148H61ZM96 149H99V150H101L100 148H98V147H96V148H94V150H96ZM72 150V149H71ZM104 150V149H103ZM107 151V150H106ZM94 152V151H93ZM69 153V152H68ZM67 153V154H68ZM96 152H94V154H95ZM98 153H100L99 151H97V156H99V154ZM93 154V153H92ZM115 154H117V153H115ZM115 154H113V155H115ZM91 156V155H90ZM94 156V155H93ZM119 156V155H118ZM118 156H117V158H118ZM126 156H128V155H126ZM92 157V156H91ZM109 157H112V156H110L109 155ZM120 157V156H119ZM69 157H67V159H68ZM87 158L88 159H90L91 160V162H88L87 163ZM100 157H98V159H99ZM113 158V157H112ZM64 159H66V158H64ZM97 159V160H98ZM119 159V158H118ZM63 160V159H62ZM69 160H70V158H69ZM101 160H103V159H100V161L99 162H97V164H98V166L100 165V163L102 164V165H104V162L102 163L101 162ZM63 161H65V160H63ZM68 161V160H67ZM89 161V160H88ZM60 163H62V162H60ZM66 163V162H65ZM65 163H63L64 165H65ZM93 163V162H92ZM91 163V164H92ZM95 163V162H94ZM94 163H93V165L91 166V164L90 165H88V166H91L92 168H93V166H94ZM106 163V162H105ZM110 163H111V161H110ZM113 164H114V162H112ZM111 163V164H112ZM59 164V163H58ZM57 164V165H58ZM62 164V165H63ZM107 164V163H106ZM111 164H109L111 167H109V168H111V169H113V167L114 166H116V164L114 165V166H112ZM61 165V164H60ZM120 166V165H119ZM91 167H88V168H91ZM97 167V165L95 166V168ZM71 168V167H70ZM100 169V166L99 167H97L96 169ZM102 168H104V166L102 167ZM116 168L117 167H115L114 168V170H116ZM57 169V168H56ZM74 170V169H73ZM88 170V169H87ZM118 170H120V169H118ZM89 171V170H88ZM109 171V170H108ZM111 171V170H110ZM55 172V171H54ZM53 172V173H54ZM63 172V171H62ZM104 172H105V170H104ZM114 172V171H113ZM112 172V173H113ZM116 172H117V170L115 171V174H116ZM120 172V171H119ZM90 174H92V173H90ZM109 174V173H108ZM114 174V173H113ZM59 175V174H58ZM62 175H63V173H62ZM68 175V174H67ZM78 175V174H77ZM85 175V174H84ZM83 175V176H84ZM246 175V174H245ZM245 175H243V176H245ZM64 176V175H63ZM80 176V178H81V175H79ZM239 176H241V174L239 175ZM242 176V177H243ZM58 177H60V176H58ZM62 177V176H61ZM60 177V178H61ZM71 177H73V176H71ZM70 177V178H71ZM86 177H88V176H86ZM246 177H248V176H246ZM53 178V177H52ZM77 178V177H76ZM90 177H88V179H89ZM114 178V177H113ZM59 179V178H58ZM58 179H57V181H58ZM75 179V178H74ZM85 179V178H84ZM107 179V178H106ZM241 179V178H240ZM54 180H56V179H54ZM53 179L51 180V181H54ZM61 180V179H60ZM67 180V179H66ZM77 180V179H76ZM79 180H81V179H79ZM111 180V179H110ZM110 180H108V181H110ZM72 181H73V179H72ZM97 181V180H96ZM113 181H114V179H113ZM112 181V182H113ZM60 182V181H59ZM63 182H61V183H63ZM91 182V181H90ZM93 182L94 181H92L91 183L93 184ZM100 182V181H99ZM55 183H56V181H55ZM58 183V182H57ZM68 183V184H67ZM78 183V182H77ZM82 183V182H81ZM97 183V182H96ZM95 183V184H96ZM49 184V183H48ZM70 184V185H71ZM86 184H88V183H86ZM52 185H54V184H52ZM79 184H77L76 186H78ZM114 185V184H113ZM93 186V185H92ZM95 186H97V185H95ZM99 186V185H98ZM122 186V185H121ZM120 186V187H121ZM57 187V186H56ZM55 187V188H56ZM75 188V187H74ZM100 188V187H99ZM53 189V188H52ZM64 189V188H63ZM65 189V191H67ZM45 190V191H44ZM71 190V191H72ZM76 190V189H75ZM82 190H83V188H82ZM81 190V191H82ZM87 190H88V188H87ZM63 192V193H67V192ZM70 191V192H71ZM97 191V190H96ZM95 191V192H96ZM70 192L69 193H67V198L65 197V196H63L62 198H66L67 199V202H68V199L70 198V196H68L69 194H70ZM74 192V191H73ZM76 192V191H75ZM88 192V191H87ZM90 193H92V192H90ZM102 193H104V192H102ZM82 194V193H81ZM84 194H87V193H84ZM61 195V196H60ZM71 195H73V194H71ZM104 195H106V192H105V194ZM86 196H88V195H86ZM90 197H92V194H90L89 195ZM110 196V195H109ZM69 197V198H68ZM101 197V196H100ZM61 198V199H62ZM64 198V199H65ZM84 198V195H83V197H82V199ZM86 198V197H85ZM89 198V197H88ZM93 198V197H92ZM98 198V197H97ZM103 198V197H102ZM51 199V200H52ZM65 199V200H66ZM78 199V198H77ZM107 199V201H108V198H105V200ZM60 200V199H59ZM70 200V199H69ZM71 200H73V199H71ZM79 200H80V198H79ZM92 200V199H91ZM98 200H100V198L98 199ZM64 200H62V202H63ZM86 201V200H85ZM100 201H102V200H100ZM99 201V202H100ZM52 202V201H51ZM69 202H71V201H69ZM99 202L97 203V205L99 204ZM105 202V201H104ZM53 205H54V208L55 207H57V206H55L56 205V203H55V201L53 200ZM59 203H61V201H59ZM81 203V202H80ZM85 203H87V201L85 202ZM88 203H90V201L88 202ZM93 204H94V201L92 202ZM92 203H90L89 205H91ZM95 203V204H96ZM103 203V202H102ZM57 204H58V202H57ZM65 204H67V203H65ZM65 204H64V206H65ZM78 204V203H77ZM84 204V203H83ZM82 203L81 204H78V205H81V207H84V206H87V205H84V206H82L83 205ZM92 204V205H93ZM94 204V205H95ZM52 205V204H51ZM59 205H61V204H59ZM62 205H63V203H62ZM71 205V204H70ZM97 205H95L96 207H98ZM67 206V205H66ZM53 206H50V210H51V208H52ZM61 207V206H60ZM60 207L59 208H57V209H59L60 210ZM63 207V206H62ZM80 207V208H81ZM95 207V208H96ZM68 208V207H67ZM72 207H69V209H71ZM77 208V207H76ZM91 208V207H90ZM93 208V207H92ZM62 209V208H61ZM64 209V208H63ZM68 209V210H69ZM79 209V208H78ZM82 210H83V208H81ZM85 209H87L86 207H85ZM84 209V210H85ZM53 210V209H52ZM55 210L56 209H54V212H55ZM84 210H83V212H84ZM58 211V210H57ZM66 211V210H65ZM64 211V212H65ZM72 211V210H71ZM70 210L69 211H67L68 213H70L71 212ZM86 211V210H85ZM40 212V213H41ZM88 212V211H87ZM67 213V214H68ZM85 213V212H84ZM47 214V213H46ZM46 214H45V217H46ZM54 214V213H53ZM82 214V213H81ZM39 215V214H38ZM55 215V214H54ZM47 216H49V215H47ZM68 216V215H67ZM69 216H70V214H69ZM82 216V215H81ZM42 217H43V215H42ZM80 217V216H79ZM34 219V218H33ZM36 219V218H35ZM34 219V220H35ZM46 219H47V217H46ZM45 218L43 219V220H46ZM84 219V218H83ZM42 220V221H43ZM61 220V219H60ZM65 220H68V218L66 217V219ZM14 221V222H13ZM38 221V220H37ZM41 220L39 219V222H40ZM63 221V220H62ZM84 221V220H83ZM93 221H94V219H93ZM95 222V221H94ZM34 223V222H33ZM19 224V225H18ZM9 225H10V227H9ZM19 226V228L18 229H16L18 226ZM37 225V224H36ZM17 226V227H16ZM32 226V225H31ZM38 226V225H37ZM40 226H44V225H40ZM15 228V232H12L13 230H12V228ZM34 228V227H33ZM39 228V230H42L40 227H37V229ZM42 228H47V227H42ZM19 229H20V231L22 232H19ZM35 229V228H34ZM33 229V230H34ZM12 230V231H11ZM39 230H35L36 232H39ZM94 230V229H93ZM43 231H44V229H43ZM53 231V230H52ZM241 232V231H240ZM19 233H21L20 235H18ZM31 233V234H30ZM48 233V232H47ZM51 233V232H50ZM55 233V232H54ZM96 233V232H95ZM36 234H38V233H36ZM40 234V233H39ZM43 234V233H42ZM45 234V233H44ZM43 234V235H44ZM73 234V233H72ZM243 233L241 232L240 233V235H242ZM246 234V233H245ZM45 235H47V234H45ZM66 235V234H65ZM248 235H251L250 234V232L247 234V236ZM253 235V234H252ZM38 236H40V235H38ZM50 236V235H49ZM64 236V235H63ZM44 237V236H43ZM46 237V236H45ZM67 237V236H66ZM250 237H252V236H250ZM17 238V237H16ZM35 238H38L37 236L36 237H34V239ZM40 238H42V237H40ZM52 238V237H51ZM65 238V237H64ZM96 238V237H95ZM17 239H19V238H17ZM39 239V238H38ZM43 239V238H42ZM48 238H46L45 240H47ZM54 239V238H53ZM66 239H68V238H66ZM15 241H16V239H15ZM14 241V242H15ZM36 241V240H35ZM64 241V240H63ZM82 241V240H81ZM37 242V241H36ZM49 243V242H48ZM78 243V242H77ZM81 243V242H80ZM15 244V243H14ZM73 244V243H72ZM83 244H85V243H83ZM16 245H14V246H16ZM51 245V244H50ZM7 248H6V247ZM68 246H70V244L68 243ZM67 245L65 246V248H67L68 247ZM73 246H75V245H73ZM96 246H97V244H96ZM46 247V246H45ZM64 247V246H63ZM72 247V246H71ZM76 247V246H75ZM87 247V246H86ZM4 248H5V250H4ZM37 248V247H36ZM43 248V249H42ZM61 248V247H60ZM65 248H62V249H64L65 250ZM74 248V247H73ZM94 248V247H93ZM97 248V247H96ZM8 249V250H7ZM12 249V248H11ZM16 249V247H14V250ZM50 249V248H49ZM59 249V248H58ZM72 249V248H71ZM71 249H70V251H71ZM78 249V248H77ZM80 249V248H79ZM33 250H34V252H33ZM55 250V249H54ZM63 250V251H64ZM67 250V249H66ZM76 250V249H75ZM12 251V250H11ZM49 251V250H48ZM56 251H57V249H56ZM60 251H62V250H60ZM86 251V250H85ZM96 251V250H95ZM94 251V252H95ZM251 251H253V250H251ZM13 252V251H12ZM12 252H9V253H12ZM14 252H16V251H14ZM67 252V251H66ZM76 252V251H75ZM96 252H98V251H96ZM44 253V252H43ZM48 253V252H47ZM50 253V252H49ZM48 253V254H49ZM55 253V252H54ZM61 253V252H60ZM78 253V252H77ZM87 253V252H86ZM14 254H16V253H14ZM41 254V255H40ZM40 256H42V252H40ZM36 255V256H35ZM50 255V254H49ZM59 255V254H58ZM61 255H63V252H62V254ZM71 255V254H70ZM2 256V255H1ZM9 256H10V254H9ZM16 256H18V254L16 255ZM3 257V256H2ZM1 257V259H5L4 257L2 258ZM49 257V256H48ZM47 257V258H48ZM71 257V256H70ZM17 258V257H16ZM20 258V257H19ZM53 258V257H52ZM58 258V257H57ZM10 259V258H9ZM11 259H13V257L11 258ZM21 259V258H20ZM37 259V260H38ZM49 259V258H48ZM55 259V258H54ZM14 260H16L15 258L13 259V260H10L11 262L12 261H14ZM5 261V260H4ZM17 261V260H16ZM22 261V260H21ZM23 261H22V263H23ZM39 261V260H38ZM41 261H43V260H41ZM96 261V260H95ZM98 261V260H97ZM6 263L8 262V260H6L5 261ZM18 262V261H17ZM93 263H95V262H93ZM0 264H2V263H0ZM21 264V263H20ZM44 264V263H43ZM52 264H55V263H52ZM98 264V263H97Z\"/></svg>",
  "mask_w": 264,
  "mask_h": 264
}]
</instances>
